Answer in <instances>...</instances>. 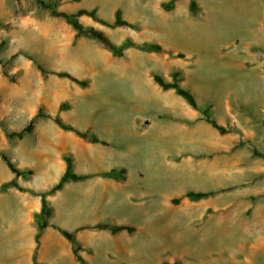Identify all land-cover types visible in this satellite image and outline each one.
<instances>
[{"label":"rangeland","instance_id":"rangeland-1","mask_svg":"<svg viewBox=\"0 0 264 264\" xmlns=\"http://www.w3.org/2000/svg\"><path fill=\"white\" fill-rule=\"evenodd\" d=\"M168 1L0 0V151L32 171L16 177L0 156V264H33L41 207L39 195L3 184L16 179L48 191L66 169L64 155L87 177L47 196L41 264H264V158L253 154L264 153V0H195V12L190 0L166 10ZM52 8H95L108 22L120 8L132 26L79 19L117 45L129 37L163 51L127 47L116 56L95 38H75ZM175 71L199 109L152 77L171 81ZM207 107L228 133L200 118ZM39 108L48 116L36 118L32 132L6 135ZM56 117L105 144L60 127ZM112 168L125 169L123 178L103 174ZM191 190L214 193L191 200ZM100 223L135 231L92 228ZM61 230L74 234L83 263Z\"/></svg>","mask_w":264,"mask_h":264},{"label":"trees","instance_id":"trees-1","mask_svg":"<svg viewBox=\"0 0 264 264\" xmlns=\"http://www.w3.org/2000/svg\"><path fill=\"white\" fill-rule=\"evenodd\" d=\"M36 1L41 5H45V0H36ZM175 1L176 0H169L168 2H163L162 7L165 8L166 10H170L173 7ZM189 8H190V11H192V12L196 11L197 7H196L195 0H190ZM52 12H53V15L63 18L67 23H69L74 28L75 38H79L82 35H87L89 37L95 38L96 40L101 42L103 45H105L108 49H110L111 52L116 56H123L124 49L127 47H136V48H139V49H142L145 51H154V52L163 51V46L160 43L150 42V41H144L142 43H138V42L133 41L129 37L126 38L122 44L117 45L107 36V34L104 31L97 29L95 27H86L80 22V19H79V17L81 15L86 14V15L91 16L93 19L99 20L100 22H102L103 24L108 25V26H125V25L132 26V24H130L129 21H127L126 19H124L122 17V12H121L120 8H118L115 11V18L112 22H108L106 20L99 19L97 16V10L95 8L92 10L79 9L75 13L58 11L55 8H52ZM2 45H3V41L0 42V48L2 47ZM0 63H2L1 59H0ZM38 69L41 70L42 72L44 71V69L40 65H38ZM54 73L60 77L68 78V79L76 82L77 84H79L81 86H86L85 80H80L77 77L73 76L71 73H68V72H54ZM152 77H153L154 81L161 88H163L165 90L174 89L175 92L177 94H179L180 96H182L192 108L199 109V105L197 103L195 95L189 89L184 88L180 84V73L178 71H175L172 73V80L171 81H167L164 78V76L159 74V73L153 72ZM66 107H67V105L62 104L60 106V110H63ZM200 113H201L200 118L204 119L207 123H209L211 126H213L219 133L226 134L230 131V129L227 126L220 124L211 115L210 107H207L205 109L200 110ZM44 116H48V115H46L43 112L42 108H39L38 111L36 112L35 116L28 122V124L21 131H11V132L6 131V135L9 138H14V137L21 138L24 136L25 133L32 132L36 118L44 117ZM55 120L60 127L67 129V130L76 131L73 126L65 124L59 117H56ZM76 132L83 137H88L93 142H103L105 144L104 141H101L96 135H94L90 132H88V133H86V132L81 133L78 131H76ZM253 154L255 156H261L264 158V153H261L256 148L253 149ZM0 156L5 160L7 166L15 174L16 177L26 176V175L32 174L31 170H22V169L18 168L14 164V162L11 160V158H9L5 153H3L1 151H0ZM63 159L66 162V169H65L63 175L58 180V182H56L48 191L36 192V191L30 190V189H27L24 186L20 185L16 179H12V180L3 184V188L15 187L20 191H30L31 193L37 194L41 197L40 210L34 214V220H35L36 226H37V232L35 234L36 249L38 248V246L40 244V237H41L42 231L49 225L48 220L52 215V209L49 206L47 196L49 194H52L53 192H55L57 190H60L63 187V185L70 180H79V179H83V178L87 177L86 174H77L73 171V159L71 158V156L64 155ZM124 172H125V169L112 168L111 170H109L103 174L106 176L112 177V178L119 179V178H123ZM213 193H214V191H192L191 190V191H188L185 194V196L191 200H199V199H203V198H206L208 196H211ZM92 228L106 229V230L110 231L111 233H118L122 230H126L130 233L135 231V227L130 226V225H124V224L112 225V224L100 223V224L93 226ZM61 232L71 241L72 250H73L75 257L83 263L84 258L79 253L81 248H80L79 242L75 238L74 234L67 232L65 230H61ZM36 249L33 253V264H41L37 260V250Z\"/></svg>","mask_w":264,"mask_h":264},{"label":"bare ground","instance_id":"bare-ground-1","mask_svg":"<svg viewBox=\"0 0 264 264\" xmlns=\"http://www.w3.org/2000/svg\"><path fill=\"white\" fill-rule=\"evenodd\" d=\"M209 1L211 2V0H209ZM214 2H215V1H214ZM207 4H208V3H207ZM215 5H216V4H215ZM207 6H208V8L210 7L209 4H208ZM212 6H213V5H212ZM215 7H216V6H215ZM212 8H213V7H212ZM209 9H211V7H210ZM214 9H215V8H214ZM207 11H208V10H207ZM211 13H213V12H211ZM80 65H81V64H80ZM73 66H74V64H73ZM77 66H78V65H76L75 67H77ZM90 67H91V66H89V68H90ZM135 67H136V66H135ZM84 69H85V68H84ZM88 70H89V69H88ZM90 70H91V69H90ZM82 72H83V71H82ZM89 73H90V72H89ZM84 74H85V73H84ZM86 74H87V73H86ZM95 83H96V82H95ZM102 83H104V82H102ZM97 85H98V84H97ZM98 86H99V85H98ZM103 97H105V96H103ZM82 108H83V107H82ZM82 108H81V109H82ZM76 109H77V108H76ZM76 109H75V110H76ZM85 109H86V108H85ZM94 110H95V109H94ZM83 111H85V110H83ZM73 112H74V111H73ZM91 112H92V111H91ZM93 112H94V111H93ZM69 114H70V113H69ZM125 115H126V114H125ZM69 116H70V115H69ZM126 116H127V115H126ZM121 119H122V118H121ZM85 120H86V119H85ZM116 122H117V121H116ZM106 127H107V126H106ZM105 133H106V132H105ZM116 135H117V134H116ZM132 141H133V140H132ZM121 145H122V144H121ZM30 153H31V152H30ZM30 153H29V154H30ZM99 153H100V152H99ZM110 153H111V152H110ZM97 154H98V153H97ZM100 154H101V153H100ZM31 156H32V155H31ZM96 156H97V155H96ZM32 157H33V156H32ZM102 157H103V156H100V159H103ZM114 157H116V156L114 155ZM114 157H113V158H114ZM95 160H96V159H95ZM108 160H109V159H108ZM96 161H97V160H96ZM101 161H102V160H101ZM112 161H113V160H112ZM104 163H105V161H104ZM100 164H101V163H100ZM180 181H181V180H180ZM94 200H95V198H94ZM97 200H99V199H97ZM97 200H96V201H97ZM100 203H101V202H100ZM0 215H1V214H0ZM229 216H230V215H229ZM162 222H163V221H162ZM159 223H160V222H159ZM14 227H15V226H14ZM15 228H16V227H15ZM15 228H14V229H15ZM148 230H149V229H148ZM239 230H240V229H239ZM11 232H13V226H11V227L9 228V230H8L5 234H11ZM233 233H234V232H233ZM238 233H239V232H238ZM151 234H152V233H151ZM236 234H237V233H236ZM232 236H233V235H232ZM146 237H147V236H145V239H146ZM144 241H145V240H144ZM145 242H146V241H145ZM143 245H144V243H143ZM152 245H153V244H152ZM141 246H142V245H141ZM0 247H1V246H0ZM145 247H146V246H145ZM150 247H151V246H149V249H150ZM154 247H155V246H154ZM154 247H153V249H154ZM156 247H158V246L156 245ZM158 248H159V247H158ZM147 250H148V248H147ZM154 250H156V249H154ZM149 251H150V250H149ZM145 252H146V249H145ZM165 252H166V251H165ZM142 255H143V254H142ZM66 264H67V263H66Z\"/></svg>","mask_w":264,"mask_h":264}]
</instances>
